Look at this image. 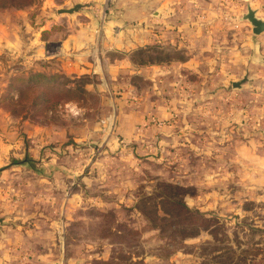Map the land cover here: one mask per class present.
Returning a JSON list of instances; mask_svg holds the SVG:
<instances>
[{
	"label": "rangeland",
	"instance_id": "1",
	"mask_svg": "<svg viewBox=\"0 0 264 264\" xmlns=\"http://www.w3.org/2000/svg\"><path fill=\"white\" fill-rule=\"evenodd\" d=\"M117 1L12 0L0 23L22 10L43 39L84 25L98 37L104 22L116 30ZM198 1L189 15L240 20L230 29L251 31L248 6L264 18V0ZM152 47L109 50L102 73L78 76L52 72V59H25L29 50L0 49V129L19 146L0 213V264H264V118L235 116L248 95L216 89L215 107L235 114L233 128L230 121L216 132L205 118L204 131L195 124L173 144L150 141L161 133L151 121L135 125L137 137L120 133L148 86L132 65L179 58ZM249 93L259 101L258 89Z\"/></svg>",
	"mask_w": 264,
	"mask_h": 264
},
{
	"label": "crops",
	"instance_id": "2",
	"mask_svg": "<svg viewBox=\"0 0 264 264\" xmlns=\"http://www.w3.org/2000/svg\"><path fill=\"white\" fill-rule=\"evenodd\" d=\"M198 3V0H118L121 13L119 12L120 15L110 23L115 25L114 32L105 30L108 23L104 22L98 37L95 30L84 25L64 36H58L55 30H51V36L47 39L41 37L39 29L35 31L28 27V11L18 10L14 11L15 17L10 21L0 23V49L16 54H26L29 50L24 56L27 60L36 59L42 62L45 58L52 59V72H61L67 76L102 73L109 50L123 55L125 52L131 54L140 48L160 45L166 50L169 48L171 53L177 52L179 58L160 62H138L132 65L139 74V79L148 86L142 90V96L137 101V112L125 115V122L120 126V133L128 138L138 136L134 127L143 121L153 122L149 126L153 130L161 131L154 134L150 140L153 144L163 142L159 137H165L173 144L179 137L185 138L191 126L195 124L202 131L205 118L215 121L213 128L216 132L227 127L230 121L233 128L235 114L215 107L220 104V101L216 100L217 87L226 94L248 95L250 103H244L242 113L238 112L236 119L262 120L264 33L257 36L246 27L244 32L240 27L230 29L227 24L241 26L238 19L223 20L220 16L189 15L187 8H195ZM44 28L41 27L43 33ZM50 43L55 47L47 51V45ZM54 58L57 62H54ZM114 61L121 66L126 62L123 56ZM37 63V70H43L44 66ZM9 72H12V69ZM244 76L246 80L240 87H233L232 83ZM253 89L260 92L258 102V99L252 101L254 95L249 91ZM160 92L163 95H160ZM207 107L212 109L209 114ZM5 129H0L1 214H5L6 209L4 201L5 188L9 184L6 179L9 174V158L19 150V146L15 144L17 135L5 134ZM12 138L14 140H11Z\"/></svg>",
	"mask_w": 264,
	"mask_h": 264
},
{
	"label": "water",
	"instance_id": "3",
	"mask_svg": "<svg viewBox=\"0 0 264 264\" xmlns=\"http://www.w3.org/2000/svg\"><path fill=\"white\" fill-rule=\"evenodd\" d=\"M80 6H81L80 3H76L72 7L58 9V12L71 13V12L79 9ZM242 18L247 20L250 23L251 31L253 34H260L261 32L264 31V18H260V17L256 16L255 10L252 9L251 7H249V6L247 7V11L243 15ZM245 80H246V77L244 76L242 79H240L236 82H233L232 85H233V87L238 88V87H240L241 83H243Z\"/></svg>",
	"mask_w": 264,
	"mask_h": 264
},
{
	"label": "trees",
	"instance_id": "4",
	"mask_svg": "<svg viewBox=\"0 0 264 264\" xmlns=\"http://www.w3.org/2000/svg\"><path fill=\"white\" fill-rule=\"evenodd\" d=\"M7 2H12V0H0V7L5 8L8 5ZM32 2H34V0H25V4H30Z\"/></svg>",
	"mask_w": 264,
	"mask_h": 264
}]
</instances>
